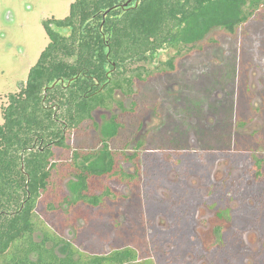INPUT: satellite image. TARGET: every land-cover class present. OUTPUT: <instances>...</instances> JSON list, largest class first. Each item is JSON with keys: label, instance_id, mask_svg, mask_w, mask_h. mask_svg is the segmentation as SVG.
Listing matches in <instances>:
<instances>
[{"label": "trees", "instance_id": "trees-1", "mask_svg": "<svg viewBox=\"0 0 264 264\" xmlns=\"http://www.w3.org/2000/svg\"><path fill=\"white\" fill-rule=\"evenodd\" d=\"M126 1L74 0L66 17L53 20L62 32L45 20L47 45L18 91L7 94L0 123V264H152L140 261L129 246L87 253L66 240L63 230L83 217L86 225L78 227V236L89 228L97 231L91 211L100 210L116 184L138 188L139 152H119L113 140L122 134L132 139L147 107L160 116L178 110L187 115L183 96L167 110L150 85L172 84L191 50L206 51L212 28L233 34L264 6V0H251L240 17L236 11L247 0H133L124 6ZM171 47L175 55L158 66L139 64ZM145 87L144 97L139 92ZM117 91L122 99H116ZM96 111L109 112L104 132L93 118ZM169 126L164 122L147 133L136 151L153 145L158 132L171 139ZM163 148L171 149L170 143ZM175 155L170 153L173 163L182 158ZM126 160L135 162L132 173L122 170ZM153 171L158 176L159 166ZM68 178L77 182L75 197L62 188ZM57 218L60 224L53 221ZM90 239L86 234L84 240Z\"/></svg>", "mask_w": 264, "mask_h": 264}, {"label": "rangeland", "instance_id": "rangeland-1", "mask_svg": "<svg viewBox=\"0 0 264 264\" xmlns=\"http://www.w3.org/2000/svg\"><path fill=\"white\" fill-rule=\"evenodd\" d=\"M73 1L0 0V123L2 122V107L7 105V94L18 91L19 85L26 81L29 69L36 63L39 54L49 41L44 21L52 20L51 22L55 23L53 20L66 17L69 13L70 3ZM250 2L251 0H247L244 2V6H239V9H236L237 15L242 17L243 9L248 7ZM206 36H208V41L204 44L206 51L194 50L193 52L191 50L188 54L191 56L181 62L183 67L177 69V77L174 79L178 80L179 78L181 82L188 83V90L185 92L183 85L177 86L175 83L172 86L161 85V87H153L152 85L151 89L156 90V94L158 95L156 100L159 99L160 102L169 103L170 99H164V95L160 98V95L166 91L175 94L182 90L179 88L182 87V93L190 95V101L186 105L187 109L190 106H199L200 102H205V99H203L205 90L211 91L210 98H221L223 91L220 87H217L218 85L215 86V83L219 82L226 89H231L232 82L236 79L237 81L241 80V75H243L244 80L249 79L253 93L261 91L263 86L262 81H264V6L253 17L239 25L235 33H226L220 26H216ZM175 53L176 49L173 47L161 49L152 56L150 55L147 60L140 61L139 64H143L148 68H154L161 62L170 59ZM203 76H206L205 80H203ZM199 79L203 80V83L206 80L210 81L211 85H208L203 91V87L206 86L205 84H193L195 81L198 82ZM200 93L201 95H198ZM118 98L119 95H116V99ZM248 98L249 95L247 96L242 88L241 96L234 103L238 113L241 107L247 108ZM156 100L154 98V101ZM261 102V95H257L252 102V107L259 106L258 108H260ZM124 103L128 105L129 101L124 98ZM166 106L169 105L166 104ZM247 110L250 113L249 108ZM178 113L182 114L179 110ZM108 117L109 112L107 111L95 112L93 118L99 123L101 131L107 127ZM142 117V128L133 133L135 135H133L132 139H127L122 134V137L113 140L119 152L122 151L126 155L139 152V159L137 160L142 167L140 168V178L137 182L138 188L133 185L116 184L117 191L110 195V199H106L103 202L100 210H95L96 212L91 211L94 216L92 221L96 224L97 231H91L89 228L83 234L84 236L80 238L78 235H81L82 232L78 227L86 225V218L80 217L75 223L76 227H65L62 225V229L65 227L63 235L66 240L73 241L79 249L81 248L83 251L87 250V253H106L114 249L129 246L138 251L139 259L143 260L149 257L154 260L155 264H157V249H161L163 246L167 249L170 246L169 242L173 241L176 243L178 241L177 251L180 253L183 251L182 255L181 257L173 256L167 264H188L193 259L191 254H186L185 252L191 250V252H197L196 255H200L201 251L199 248L201 249V247L213 243L212 238L210 240L207 239V233L203 232V228L199 229V232H197L198 236H196L202 246L195 245L197 244L195 241L190 243V234L185 228L187 226V216H185L187 212L185 211L188 208V204L192 203L188 197L190 193L187 190L188 184L185 183L184 186V184L178 185L171 182L176 181L174 177H179V172L182 176H185L182 173L184 172L182 168H186L190 158L187 157L189 151H184L182 148L185 147L186 143V145H190L195 150L194 148L197 147L195 140L196 128H194L193 132L191 127L184 130L187 123H183V119L186 120L187 116H182V122L179 124L172 123L173 126L165 129L172 132L171 139L167 138L163 140L161 136H158V132L153 139L154 146L151 145L150 147H146L145 150L139 149L136 151L137 141L143 140L147 132L162 124V121L160 122V119L155 117L152 111L148 110L146 115ZM261 126L262 121L256 118L252 120L246 130L251 132L253 128H261ZM101 131L98 132L100 136H103L104 131ZM126 131L123 130L122 132L126 133ZM154 140L156 141L154 142ZM169 143L171 149H159L167 146ZM176 146L179 148L177 149ZM171 152L179 154L175 155L177 158L182 157L179 162L173 163L174 159L170 156ZM217 163L220 164L219 161ZM134 164L135 162L132 160L124 161L122 170L132 173L135 168ZM156 165L160 168L158 176L153 171ZM175 169L179 171H175ZM260 172L261 175L257 181L263 183L264 166H262ZM219 173L220 170L216 172L217 177ZM251 176L255 177L253 174ZM111 181L113 180L108 182ZM150 181H154L152 186L149 185ZM62 188L67 195L75 197L78 185L74 179L68 178L64 180ZM101 188V186L98 187L96 191H100ZM134 191H138V195L130 197ZM209 198L212 200L211 197ZM111 202L113 203L110 204ZM197 203H195V207ZM161 209L169 212L170 215L166 213L165 215L170 219V225H177L176 229L171 231L163 230L167 228V223L163 217H159L158 215V211H161ZM155 218H159L160 221H157ZM53 221L60 224L58 218L57 220L53 219ZM178 225L183 226L181 230L178 228ZM99 227L102 230L99 229L100 231H98ZM155 228L160 229L161 233ZM86 234L91 235L92 240L90 239V242L89 240H84ZM163 239L166 241L163 242ZM216 244H212V246L217 247ZM57 253L62 256L64 248H58ZM160 256H162V253ZM213 258L215 259V257ZM198 260H195L194 264H205L203 261Z\"/></svg>", "mask_w": 264, "mask_h": 264}, {"label": "flooded vegetation", "instance_id": "flooded-vegetation-1", "mask_svg": "<svg viewBox=\"0 0 264 264\" xmlns=\"http://www.w3.org/2000/svg\"><path fill=\"white\" fill-rule=\"evenodd\" d=\"M48 26L51 30L62 32L55 23L50 22ZM240 77L241 80L237 81L236 79L232 82L231 89H226L219 82L215 83V86L218 85L217 87L223 91L221 98H210L211 91H204V89L211 85V82H201L200 84L206 85L203 87L205 102H200L199 106H190L188 109L185 107L187 115L176 112L171 116H168L167 113L160 116L147 107V111H152L154 116L160 119V122H169V127L173 126L172 123L179 124L182 122V116H187L186 120L183 119V123H187L184 130L191 127L193 132L196 128L197 147L194 148L195 150L186 143L182 148L184 151H189L187 157L190 158L186 168H182L184 170L182 173L185 176L179 172V177H174L176 181L171 182L178 185L184 184V186L185 183L188 184L187 190L190 192L188 197L192 203L188 204L185 211L187 212L185 228L190 234H188L190 243L195 241L197 243L195 245L202 246L196 236H198L199 229L203 228V232L207 233V239L212 238V244L217 243V247L212 244L201 247V249L199 248L200 255H196L197 252H191V250L185 252L192 255L193 261H189L188 264H194L197 259L205 264H264V182L257 181L261 175L260 170L264 166V81H262L261 91L253 93L249 79L244 80L243 75ZM174 83L177 86L183 85L185 92L189 88L188 83L181 82L179 78L165 86H172ZM179 88L183 90L182 87ZM242 88L244 93L249 95V102L247 108L241 107L238 113L234 103L241 96ZM182 90L175 94L170 91L163 92L160 98L167 94L169 96L166 100L170 99L169 103L174 104L180 96H183L187 105L190 95L182 93ZM147 91V87H145L142 92H139V95L145 97ZM116 95L122 99V95L118 91ZM257 95H261L262 102L260 108H258L259 106L253 108L252 102ZM165 103L169 106H166ZM165 103L163 108L169 110L172 104ZM248 108L250 113H248ZM256 118L262 121V126L253 128L249 132L246 128ZM161 125L152 130H159ZM141 128L142 126H140ZM176 148L179 147L176 146ZM218 170L220 173L217 177ZM252 174L255 176L254 178L251 176ZM196 202L198 203L195 207ZM158 212L159 217H163L167 223V228L163 230L171 231L177 228V225H170L171 221L165 215V213L170 215L168 211L161 209ZM155 219L160 221L159 218ZM182 227V225H178L180 230ZM157 231L161 233L160 229ZM172 242H169L170 246L167 249L164 246L157 249V264H167L173 256L181 257L183 251L181 253L177 251L178 241ZM161 253L162 256H160ZM139 260L151 261L152 264H155L154 260L149 257Z\"/></svg>", "mask_w": 264, "mask_h": 264}, {"label": "water", "instance_id": "water-1", "mask_svg": "<svg viewBox=\"0 0 264 264\" xmlns=\"http://www.w3.org/2000/svg\"><path fill=\"white\" fill-rule=\"evenodd\" d=\"M130 1H131V0L126 1V2L124 3V5H125V6L128 5V3H129Z\"/></svg>", "mask_w": 264, "mask_h": 264}]
</instances>
